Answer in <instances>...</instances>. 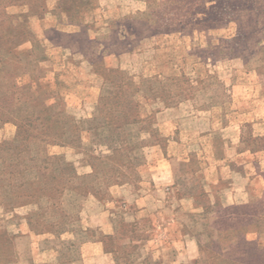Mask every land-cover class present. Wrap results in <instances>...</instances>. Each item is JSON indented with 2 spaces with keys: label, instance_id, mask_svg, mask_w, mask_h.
<instances>
[{
  "label": "rangeland",
  "instance_id": "obj_1",
  "mask_svg": "<svg viewBox=\"0 0 264 264\" xmlns=\"http://www.w3.org/2000/svg\"><path fill=\"white\" fill-rule=\"evenodd\" d=\"M256 13H261L263 21L264 0H0V44L7 42L9 29L32 34L30 27L38 34L46 29L54 41L77 40L78 46L71 55L56 44L47 45L49 55L60 57V62L70 61L66 71L56 66L51 70L39 69L36 64L22 60L25 65L31 64L29 70L41 73L43 78L59 74L58 88L48 84L58 94L35 99L32 103L35 108L55 104L63 111L61 120L72 116L86 120L92 112V102L105 89L106 81L103 87L100 78L103 75L118 85L117 101L122 98L137 103L144 121L156 122L162 110L180 105L176 115L191 117L181 124L185 145L182 151L201 148L202 156H206L211 149L224 152L225 136L230 133L221 129L222 123L246 119L240 113L264 105V64L260 53L246 48L256 40L252 32L263 25L255 21ZM33 14L36 17L32 18ZM73 24L81 25L76 37L52 30L55 27L73 31L76 29ZM97 39L108 46L95 45L93 49L91 43ZM18 47L16 50L20 51ZM21 54L24 58L25 53ZM28 77L22 74L14 80L17 86L27 83L34 88ZM10 84L11 79L0 81V97L10 91ZM107 108H114L113 99L107 102ZM13 117L16 118L15 114ZM1 119L0 142L13 139L15 123ZM244 123L242 144L230 149L231 153L236 150L243 153L234 154L231 178L210 197L220 209V237L200 251L196 264H264V255L260 260L247 243L258 241L264 247V220L256 228L253 212L258 197L263 195L264 201V149L254 138L251 122ZM83 125L82 134L91 123ZM200 131L206 134L203 140L191 139L192 132ZM104 144L98 142L95 149L104 152ZM46 150L69 161L80 155L76 145L50 143ZM25 158L28 160L29 156ZM168 200L171 205L148 208L137 214L134 237L129 239L130 233L120 238L117 233L105 234L111 239L101 240L102 250L118 247L121 252H129L136 246L143 248L144 237L160 231L164 218L182 212L174 207L178 202L173 191ZM0 201L5 198L0 197ZM12 209L11 204L0 203V216ZM147 245L152 249V244ZM153 250H157L154 244ZM114 261V264H134L121 257ZM149 263L161 262L151 256Z\"/></svg>",
  "mask_w": 264,
  "mask_h": 264
},
{
  "label": "crops",
  "instance_id": "obj_2",
  "mask_svg": "<svg viewBox=\"0 0 264 264\" xmlns=\"http://www.w3.org/2000/svg\"><path fill=\"white\" fill-rule=\"evenodd\" d=\"M73 26L76 27L73 31L55 27L52 30L76 37L81 25ZM30 28L31 39L18 47L21 53L31 51L23 60L35 59L48 70L56 66L66 71L70 61L60 62V57L49 55L47 45L56 44L71 55L78 46L77 40L54 41L46 29L38 34ZM254 34L256 40L246 48L260 53L264 64V28ZM95 45L108 46L99 39L92 41L93 49ZM58 75L45 79L58 88ZM100 78L104 87L103 75ZM105 89L92 102V112L86 120L100 113L99 100L107 94ZM179 106L162 110L156 122L140 121L123 126L120 140L116 136L118 131L106 124L82 132V144L86 147L76 146L80 155L70 161L75 168L74 183L64 191L61 202L20 204L0 216L3 217L0 218V264H114L116 255L102 250L103 235L117 233L119 238L129 235L126 230L137 223L139 212L171 205L168 196L172 191L178 202L174 207L182 212L164 218L160 231L144 237L146 247L135 250L134 264H148L151 256L158 257L160 264H196L200 243L208 237V232L217 228L218 212L210 197L231 178L234 154L243 153L237 150L231 153L230 149L242 144L244 121L251 122L256 136L264 135V105L240 113L246 119L222 123L221 129L230 133L225 136L224 152L211 149L206 156H202L201 148L182 151L185 145L181 124L191 117L176 115ZM204 135L201 131L192 132L191 139L201 141ZM98 142L105 143L104 152L95 149ZM83 183L93 184L97 194L82 191ZM147 244H152V249ZM153 244L157 247L155 251Z\"/></svg>",
  "mask_w": 264,
  "mask_h": 264
},
{
  "label": "trees",
  "instance_id": "obj_3",
  "mask_svg": "<svg viewBox=\"0 0 264 264\" xmlns=\"http://www.w3.org/2000/svg\"><path fill=\"white\" fill-rule=\"evenodd\" d=\"M261 13H256L257 19L255 21L263 22V25H260L255 31L260 30L262 27L264 28V19L262 21ZM19 32L9 29L7 31V42L0 44V81L2 79H11L10 91L0 97V110L6 111H3V113L0 111V117L2 118L1 120L5 122L13 121L16 125L15 137L0 142V197L1 199L5 198V201H0V203L11 204L12 207L28 203L41 204L43 201L57 205L61 202L64 191L73 186L75 168L72 162L64 159L63 155L48 153L46 150L48 144H71L84 149L86 146L82 144L81 133L85 122L91 123V125L86 127L87 130L92 127L97 128L101 124L111 126L118 131L116 136L121 139L122 131L120 130L123 126L144 120L139 116L137 103L125 101L122 98L117 101L120 95L118 90L115 91V87H118V85L106 76L103 77L106 81L105 91L107 94L101 96L99 100L100 113L92 120L78 121L72 116L63 121L61 120L63 119L62 116H64L63 111L57 109L55 104H41L39 108H35L32 104L35 99L39 100L41 96H54L58 93L54 88L48 87L50 82L46 81L41 73L38 74L34 70H29L30 63L26 65L22 63L24 61L23 54L16 49L21 43L30 40L31 34L27 30ZM30 53L31 51H27L25 55ZM14 62L18 65L15 66ZM28 62H32L33 65L36 64L39 69L42 68L35 59H31ZM18 68L23 71L20 72ZM15 69L17 71L13 72ZM38 72L40 71L38 70ZM22 74L29 76L28 79L35 84L34 88L32 84L29 85L27 83L17 86L14 79H17ZM112 99L114 108L108 109L107 102L112 101ZM119 104L121 105L118 106ZM13 113L18 119H14ZM6 114L11 116H6ZM123 116L125 118L121 122L118 121ZM254 138L259 141L264 149V136H256ZM26 155L29 156L28 160L25 158ZM14 160L15 164L12 165ZM30 162L33 163L31 164ZM81 187L84 192L97 194L93 184L83 183ZM262 197H258L256 206L253 208L257 223H255L256 228L260 227L261 223L259 222L264 220V201ZM205 199L208 200L206 197ZM214 204L218 212L217 228L215 231L208 232V237H205V241L200 243L199 252L213 242L214 239L220 237L221 214L218 204L215 202ZM134 225L132 224L126 230L132 234L130 238L134 237ZM260 232L262 231L260 230ZM109 238L111 239V236L103 235L102 240H110ZM247 243L250 251L254 255H259L261 257L260 260H262L264 255L262 243L258 241ZM137 248L136 246L129 252H121V248L106 247V251L113 252L116 255V259L121 257L127 262L133 261L134 263L133 254ZM148 264L150 263L148 262Z\"/></svg>",
  "mask_w": 264,
  "mask_h": 264
}]
</instances>
